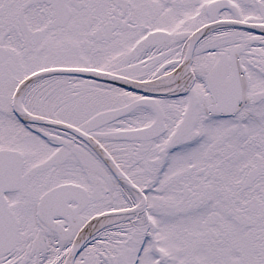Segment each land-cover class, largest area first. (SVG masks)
Listing matches in <instances>:
<instances>
[{
    "label": "snow or ice",
    "instance_id": "6c2138e0",
    "mask_svg": "<svg viewBox=\"0 0 264 264\" xmlns=\"http://www.w3.org/2000/svg\"><path fill=\"white\" fill-rule=\"evenodd\" d=\"M0 264H264V0H0Z\"/></svg>",
    "mask_w": 264,
    "mask_h": 264
}]
</instances>
